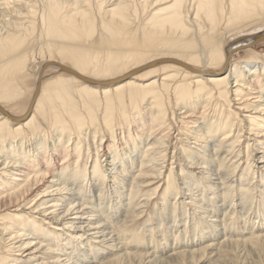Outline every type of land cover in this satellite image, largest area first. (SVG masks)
<instances>
[{"label": "bare ground", "instance_id": "1", "mask_svg": "<svg viewBox=\"0 0 264 264\" xmlns=\"http://www.w3.org/2000/svg\"><path fill=\"white\" fill-rule=\"evenodd\" d=\"M0 17V264H166L178 246L193 249L173 262L211 264L221 228L264 232V0H0ZM32 39L58 57L30 69ZM171 120L192 141L142 236L130 225L160 188Z\"/></svg>", "mask_w": 264, "mask_h": 264}, {"label": "rangeland", "instance_id": "2", "mask_svg": "<svg viewBox=\"0 0 264 264\" xmlns=\"http://www.w3.org/2000/svg\"><path fill=\"white\" fill-rule=\"evenodd\" d=\"M3 1H5V0H3ZM2 2V1H1ZM95 4H96V2H94V6H95ZM148 6L149 5H147L146 7H144V8H142L141 6H140V4L138 3V4H136V8H137V10H138V14H139V16H138V18H136V17H133V20H134V22L138 25L139 23H140V21H141V19H143L144 17L143 16H145L144 15V13L148 10ZM7 18V17H6ZM12 18H14V19H16L17 21H24L25 23H30L32 20H31V18L30 17H27V16H22V17H14V15H13V17ZM18 18H20V19H18ZM1 19H2V21H1ZM26 19H28V20H26ZM138 19V20H137ZM136 20V21H135ZM140 20V21H139ZM144 20V19H143ZM8 21V19H3V18H1L0 17V25H2V26H0V27H2V29L3 28H6V22ZM27 21V22H26ZM138 21V22H137ZM5 24V25H4ZM38 26L40 27V23L38 22ZM36 34H39V32L37 31L36 32ZM235 37H238V36H234V35H231V36H228L227 37V41H232V40H234L235 39ZM96 41H97V39L96 38H91V39H89V40H86V42L87 43H85V45L86 46H91V45H94L95 43H96ZM36 42V44H37V42H38V40L36 41V39H32V40H30V45H31V47H33L34 46V49L33 50H28L29 49V47H26L27 48V50H28V52H27V50H26V57H28L29 59L32 57V56H34L36 59H35V65H34V67H33V65L31 66V68L30 69H32V68H35L36 69V67H37V64H38V62H40L41 60H47L50 56H53V57H58V54L57 53H55V52H52V53H50L49 51H47L46 50V45H45V43L44 44H42V45H37L36 46V44H34ZM24 49V48H23ZM23 49H21V51L23 50ZM256 50L257 51H259V52H261V53H264V42L263 43H261V44H259L258 46H257V48H256ZM19 52V50H17V49H15V46H13V47H10V48H8L7 49V52H6V54H7V56L9 57V56H12V54L13 53H18ZM234 62L236 61H241V60H246V58H247V55H245V53H243V52H238V54H236L235 56H234ZM8 64H13V62H9ZM36 66V67H35ZM11 74V73H10ZM9 74V77L8 78H10L11 77V75ZM34 74H33V72H32V70H30V72H29V74H28V76L30 77V78H32L33 80H34V76H33ZM32 82V81H31ZM11 84H13L12 82L11 83H9V86L11 85ZM18 87H16V89H17ZM19 89V88H18ZM11 94V96H13L14 94H15V92H11L10 93ZM27 98L29 99V97L27 96ZM26 99V98H25ZM28 99L26 100V102L28 101ZM22 100H20V102H21ZM3 103H4V101H2ZM6 105H9V107L10 106H16V101H15V99H11V100H8V101H6ZM24 108H25V104H23L22 106H21V108H14V113L16 114V115H20L23 111H24ZM201 111V110H200ZM214 113V108H212V107H210V109H209V114H213ZM181 113V111H177V116H176V120H179V116H181V115H178V114H180ZM244 115H245V113H244ZM241 118V117H240ZM242 119V118H241ZM177 121H173V120H171V124H170V129L167 131V136H169L168 137V141H170L171 143H170V148H169V156H168V162H166V164H165V170H164V173H165V175L162 177V180L160 181V182H156L152 187H149V189H153V188H156L157 186H159L160 185V183H161V185H160V188H159V190H158V192H157V194L155 195V197H154V199L152 200V202H151V204L149 203L148 204V206H147V208H146V213H145V215L144 216H142L141 218H140V220H136L134 223H131V225H130V229H132L133 230V232H135L136 234H141L142 236H144V234H145V231H146V227L149 225V224H152L154 227L157 225L156 223H157V221H155V217L154 216H152L151 217V219H150V221H151V223H148V218H149V216H150V214H151V212L153 211L152 210V207H155V206H157L158 205V203L159 204H161V200L159 199V198H161V196L165 193V190H166V186H167V184H166V178L165 179H163L165 176H167L168 174H169V172H170V168H171V166H174V168H175V170H180V165H179V160L178 159H175V160H171L170 158L172 157V155H173V152H174V150H175V148H176V150H175V153L177 154V158H179V157H181L180 156V154L179 153H181L182 152V149H183V147H185V146H187V144L188 143H191V141L190 142H188L189 140H187V138H189L190 139V133L186 130V129H180V126H179V123H176ZM178 128V129H177ZM248 129H245V136H244V138L243 139H245V140H248L247 142H249V143H251V144H253V139H254V137H253V135H255L256 133H258L256 130H253V132H251V134H252V136H250L249 134H250V132H248L247 131ZM178 131V132H177ZM180 132V133H179ZM179 135V136H178ZM181 136V137H180ZM176 137V138H175ZM180 138V139H179ZM249 138H250V140H249ZM181 140V141H180ZM187 141V142H186ZM173 142V143H172ZM178 143V144H177ZM173 146H175V147H173ZM181 148H179V147ZM172 148V149H171ZM172 150V151H171ZM171 152V153H170ZM182 159H184V158H182ZM223 159V154L222 155H220V160H222ZM185 160V159H184ZM184 160H182V165L186 168V164L185 163H183V162H185ZM174 161H175V163H174ZM171 162H173L172 164H171ZM176 162H178V163H176ZM61 163V160H58V162H57V164H60ZM174 164V165H173ZM176 164V165H175ZM216 167H217V165H216ZM12 174H14V173H12ZM8 177H11V174H9V176ZM179 178H181V177H179ZM182 181L183 180H178V182H179V184H182ZM213 182H217V181H213ZM130 183V182H129ZM129 183H127L126 182V188H125V190H124V196H127L128 194H129V190H130V184ZM128 184V185H127ZM161 195V196H160ZM142 199H144V198H142ZM126 203H127V201H126ZM148 210V211H147ZM240 209H238V211H239ZM255 216H257L256 214V212L258 211V208H256L255 207ZM8 212H3V213H0V216H2V215H4V214H7ZM12 214V213H11ZM27 218L29 217V216H26ZM35 218H37L38 220H41V218H39V217H37V215H36V217ZM157 220V219H156ZM56 225V224H55ZM228 227H226L225 229H227ZM243 228V224L241 225V226H234L233 228H230V230H231V232L229 233L228 232V236H225L224 235V229L223 228H221V231L219 232V237H221V240L219 239V237L217 238V242L215 243H212V244H214V249H218L219 248V250L218 251H215V250H211L210 252H214L213 253V255L212 254H210V255H208L209 254V252L206 254V259L208 260V258H210V257H213V258H215V260L217 259V261H214V262H212L211 264H264V244L263 243H261V242H258V241H256L257 239H255L254 237H261L262 235H264V232L263 233H261L260 234V232H257V233H255L254 231H256L257 229H253V230H248V229H242ZM136 230H137V232H136ZM233 230H236V231H233ZM242 230H244L245 232L244 233H240V232H242ZM248 230V231H247ZM247 233L249 234L248 235V237H247ZM257 234V235H256ZM241 235H243V236H241ZM259 235V236H258ZM148 235H146V237H147ZM236 238H235V237ZM166 237H169V236H166ZM184 237V236H183ZM224 237V238H223ZM233 237V238H232ZM242 237V238H241ZM244 237V238H243ZM163 239V238H162ZM177 239H180V240H182V237H181V235H178V237H177ZM230 241H229V240ZM245 239H247V240H250V244L249 245H251V247H249V245L246 247V248H244V249H242V247L241 248H239V249H225V248H223L222 249V247L223 246H225V243L227 244L228 242L229 243H232V242H234L235 240H240V241H245ZM145 240H143L142 242H144ZM156 242L158 243V242H160V237L159 236H157L156 237ZM173 242V241H172ZM9 244V242H5V241H1L0 242V245H1V248H2V250L0 251V252H3V251H6V250H8V245L7 244ZM206 244V245H205ZM204 244V246H208V245H210L209 244V242H207V243H205ZM211 244V245H212ZM215 244H217V245H215ZM219 244H220V246H219ZM95 247H98V248H106V247H102L100 244H96L95 243V245H94ZM180 247L181 246H178L177 248H173L174 249V251H172V253H179V252H181V251H187V250H192L193 249V247L191 248V247H185V248H183V247H181V250H180ZM216 247H218V248H216ZM252 247H253V249L255 250V249H258L259 250V252H258V250H256V251H254V250H251L252 249ZM169 248H170V245L168 246V249L167 250H165V252L164 251H162V252H158L157 253V257L159 258L160 256H162V255H164L166 252H168V250H169ZM235 248V247H234ZM170 249H172V248H170ZM184 249V250H183ZM222 249V250H221ZM249 249V250H248ZM176 250V251H175ZM229 250H231V251H229ZM236 250V251H235ZM245 250V251H244ZM242 251V252H241ZM216 252V253H215ZM238 252V253H237ZM252 252V253H251ZM255 252H256V254H255ZM262 252V253H261ZM220 254V256H219V254ZM167 254V255H166ZM165 254V257H160L159 259H162V258H164V259H162V260H167L166 261V264H175L176 262H173V260H172V256H174V255H176V254H173L170 258H169V260L167 259V256L168 255H170L171 253H166ZM258 254V255H257ZM241 255V256H240ZM215 256V257H214ZM208 257V258H207ZM240 257V258H239ZM166 258V259H165ZM221 258V259H220ZM249 258V259H248ZM223 259V260H222ZM227 259V260H226ZM206 260V261H207ZM219 260H220V262H219ZM177 264V263H176Z\"/></svg>", "mask_w": 264, "mask_h": 264}, {"label": "water", "instance_id": "3", "mask_svg": "<svg viewBox=\"0 0 264 264\" xmlns=\"http://www.w3.org/2000/svg\"><path fill=\"white\" fill-rule=\"evenodd\" d=\"M66 73H69V70L67 68H62Z\"/></svg>", "mask_w": 264, "mask_h": 264}]
</instances>
